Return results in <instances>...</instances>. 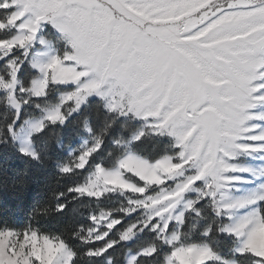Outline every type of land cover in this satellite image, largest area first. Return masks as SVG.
<instances>
[{"label":"snow or ice","instance_id":"1","mask_svg":"<svg viewBox=\"0 0 264 264\" xmlns=\"http://www.w3.org/2000/svg\"><path fill=\"white\" fill-rule=\"evenodd\" d=\"M0 264H264V0H0Z\"/></svg>","mask_w":264,"mask_h":264}]
</instances>
